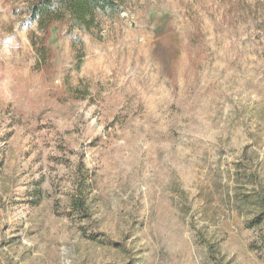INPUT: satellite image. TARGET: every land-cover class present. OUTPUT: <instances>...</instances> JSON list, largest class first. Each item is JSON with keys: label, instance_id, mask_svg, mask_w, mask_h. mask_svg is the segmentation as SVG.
Masks as SVG:
<instances>
[{"label": "rangeland", "instance_id": "obj_1", "mask_svg": "<svg viewBox=\"0 0 264 264\" xmlns=\"http://www.w3.org/2000/svg\"><path fill=\"white\" fill-rule=\"evenodd\" d=\"M262 3V5H258ZM0 0V264H264V0H123L51 29ZM251 11V13H249ZM86 168V216L72 208Z\"/></svg>", "mask_w": 264, "mask_h": 264}, {"label": "trees", "instance_id": "obj_2", "mask_svg": "<svg viewBox=\"0 0 264 264\" xmlns=\"http://www.w3.org/2000/svg\"><path fill=\"white\" fill-rule=\"evenodd\" d=\"M25 6L19 9L11 6V13L17 15L22 24L29 26L36 22L38 33L30 31L28 39L33 53L36 56V66L39 72H50L53 68L54 58L53 47L49 44L51 29L57 24H70L69 33L71 48L74 55V69L78 70L84 56L83 45L77 34L72 31V27L89 31L98 26L97 15L99 13L114 14L119 11L123 0H23ZM232 3L234 0H222ZM262 5V3H258ZM251 13V11H249ZM79 186L76 195L72 200V208L79 215L86 216L84 207L83 189L86 185V168L78 163L76 166ZM256 204L259 209L256 215L247 222L248 228L264 225V195H257ZM259 243H253L251 249L258 251L264 256V232L260 236Z\"/></svg>", "mask_w": 264, "mask_h": 264}]
</instances>
